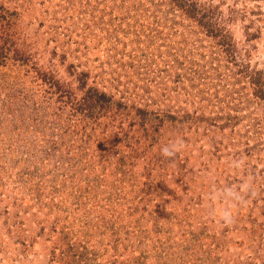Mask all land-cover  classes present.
Wrapping results in <instances>:
<instances>
[{
  "label": "rangeland",
  "instance_id": "obj_1",
  "mask_svg": "<svg viewBox=\"0 0 264 264\" xmlns=\"http://www.w3.org/2000/svg\"><path fill=\"white\" fill-rule=\"evenodd\" d=\"M0 264H264V0H0Z\"/></svg>",
  "mask_w": 264,
  "mask_h": 264
},
{
  "label": "clouds",
  "instance_id": "obj_2",
  "mask_svg": "<svg viewBox=\"0 0 264 264\" xmlns=\"http://www.w3.org/2000/svg\"><path fill=\"white\" fill-rule=\"evenodd\" d=\"M183 147L184 141L182 139H177L162 146L160 152L170 164H174L177 154L183 149ZM244 163L245 161L243 158L234 159L231 167L235 170H239L244 166ZM245 194H252V186L248 179H245L238 187L229 186L223 189H215L209 193V199L211 201L223 199L229 204L228 207L218 214L219 221L224 226H229L234 223L235 218L232 209L237 205H242L246 202Z\"/></svg>",
  "mask_w": 264,
  "mask_h": 264
}]
</instances>
